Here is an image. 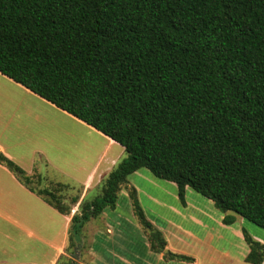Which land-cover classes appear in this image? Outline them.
I'll return each instance as SVG.
<instances>
[{
  "label": "trees",
  "instance_id": "trees-1",
  "mask_svg": "<svg viewBox=\"0 0 264 264\" xmlns=\"http://www.w3.org/2000/svg\"><path fill=\"white\" fill-rule=\"evenodd\" d=\"M0 72L124 149L71 216V256L84 249L85 223L113 209L121 189L150 250L165 249L127 179L141 168L174 182L182 202L189 188L264 229V0H0ZM0 163L70 214L79 190L30 186L1 152ZM243 238L246 261L262 264L264 245Z\"/></svg>",
  "mask_w": 264,
  "mask_h": 264
},
{
  "label": "crops",
  "instance_id": "crops-1",
  "mask_svg": "<svg viewBox=\"0 0 264 264\" xmlns=\"http://www.w3.org/2000/svg\"><path fill=\"white\" fill-rule=\"evenodd\" d=\"M0 152L27 175L38 174L37 188L66 184L78 198L63 214L0 163V264H57L67 256V229L83 199L99 193L105 174L125 155L123 147L97 129L0 72ZM4 137V138H3ZM3 138V139H1ZM146 218L165 239L153 252L137 222L125 189L113 209L87 221L77 264H250L243 231L264 245V229L186 188L156 178L146 168L127 176ZM234 214L226 224L223 217ZM254 224V223H253ZM190 259H178L167 253ZM262 264H264V259Z\"/></svg>",
  "mask_w": 264,
  "mask_h": 264
},
{
  "label": "rangeland",
  "instance_id": "rangeland-1",
  "mask_svg": "<svg viewBox=\"0 0 264 264\" xmlns=\"http://www.w3.org/2000/svg\"><path fill=\"white\" fill-rule=\"evenodd\" d=\"M0 134H1V131H0ZM4 138V137H3ZM3 138H1V139H3ZM18 179V178H17ZM40 183V179H39V177H38V174H31V181H30V183H29V185L30 186H37L38 184ZM48 186H49V188H51L53 191H55V193L56 194H60L61 196L63 195V196H65L66 194H67V192H68V187H61V186H58V185H56V184H53V183H51L50 184V182H48V184H47ZM67 197H69L68 195H67ZM66 197V198H67ZM69 201V199L67 198L66 199V201H65V204H68L67 202ZM244 219V218H243ZM246 220V219H245ZM246 221H248V220H246ZM248 222H250V221H248ZM252 226H256V227H258V228H261V227H259V226H257V225H255V224H253L252 222L250 223ZM66 257H68V258H70V259H72L74 262H75V260H74V256H71L69 253H67V256ZM77 264V263H76Z\"/></svg>",
  "mask_w": 264,
  "mask_h": 264
}]
</instances>
